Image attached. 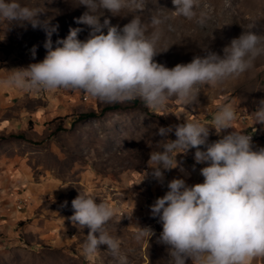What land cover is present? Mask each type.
<instances>
[{"label": "rangeland", "instance_id": "1", "mask_svg": "<svg viewBox=\"0 0 264 264\" xmlns=\"http://www.w3.org/2000/svg\"><path fill=\"white\" fill-rule=\"evenodd\" d=\"M18 2L39 8L43 12L41 20L50 19L51 25H59L51 38L53 50L70 28L82 29L78 34L81 41L88 38L91 28L76 23L89 12L81 0ZM198 2L197 12L204 10L210 16L204 26L196 19L175 16L172 0H144L139 16L149 34L154 30L148 23L151 15L169 18L160 25L154 62L172 69L209 51L223 58L224 49L249 25L264 34V0ZM95 14L103 15L101 23L107 17L112 25L123 27L138 13L126 8L116 17L103 9ZM45 41L42 28L0 19V81L14 69L42 62L47 55ZM34 46L35 58L31 51ZM5 92L7 104L0 109V125L7 126L0 134V264H119L106 245H101L92 257L84 254L89 229L69 219L74 214L71 202L79 192L116 209L105 228L119 241L128 264H170L169 246L160 241L162 224L158 217L153 218L151 205L168 191L167 183L174 178L184 179L189 186L203 183L200 169L207 165L196 164V150L190 149L177 155L179 166L165 172L163 186L151 177L144 179L142 173L151 171L149 154L161 150L165 142L156 134L158 128L185 121L210 125L218 107L231 102L237 118L233 129L221 135L234 130L252 137L253 150L264 148V124L251 116L264 101V56L237 78L202 86L192 104H182L173 97L161 110L147 107L139 97L106 102L83 90L9 87ZM132 100L138 105L132 106ZM114 105L119 108L104 111ZM91 113L93 117L80 118ZM209 133V143L220 138L214 128L209 127ZM168 139H176L174 131ZM21 197L28 198V202L16 210L15 203ZM133 224L150 227L155 234L137 240L129 227ZM257 259L264 264V257Z\"/></svg>", "mask_w": 264, "mask_h": 264}, {"label": "clouds", "instance_id": "2", "mask_svg": "<svg viewBox=\"0 0 264 264\" xmlns=\"http://www.w3.org/2000/svg\"><path fill=\"white\" fill-rule=\"evenodd\" d=\"M172 2L175 11L171 12L177 17L196 19L200 26L210 19L206 11L197 12L198 0ZM81 4L89 12L76 23L91 28L88 38L81 41L78 34L82 29L70 28L67 37L57 40L58 46L53 50L51 38L59 25H51L50 19L41 20L43 12L39 8L22 6L18 0H0V19L42 28L47 50L42 62L10 71L0 84L21 89L83 90L106 102L139 97L147 107L161 110L173 97L182 104H192L202 86H215L237 78L251 69L258 57L264 56V34L249 25L224 49L223 58L209 51L188 64L169 69L154 62L160 25L168 17L151 15L148 23L154 30L149 34L139 16L144 0H81ZM126 8L137 10L138 14L123 27L112 25L107 17L101 23L103 15L95 14L97 9H103L116 17ZM31 51L35 58V46ZM251 116L264 124V101ZM236 118L233 103L226 102L213 114L210 125L185 121L174 127L158 128L156 134L165 142L161 150L149 154L147 163L151 171L142 173L144 179L151 177L163 186L165 172L179 166L177 155L190 149L196 150V164L207 165L200 169L203 183L189 186L184 179L174 178L167 183L168 191L151 205L153 218L158 217L162 224L160 241L169 246L170 264L188 261L191 264H251L253 259L264 257V148L253 150L252 137L234 130L221 135L233 129ZM209 127L220 137L211 143ZM173 131L176 139L170 140L168 136ZM181 171L184 170L181 168ZM71 205L74 210L69 217L71 222L89 229L83 244L84 254L92 257L101 245H106L119 264H128L127 257L120 252L119 241L105 228L116 209L80 192ZM129 227L134 229L137 240L149 239L155 234L150 227L141 228L136 224Z\"/></svg>", "mask_w": 264, "mask_h": 264}, {"label": "crops", "instance_id": "3", "mask_svg": "<svg viewBox=\"0 0 264 264\" xmlns=\"http://www.w3.org/2000/svg\"><path fill=\"white\" fill-rule=\"evenodd\" d=\"M9 87H7V86H4L3 84H0V109L1 108H3V106L4 105H6L7 103L5 102V90H7ZM7 94H9V93H7ZM8 101V100H7ZM7 128V126H1L0 125V134L1 133H3L4 132V130ZM186 170V169H185ZM161 197H162V195H161ZM17 201H18V199H17ZM17 201H16V203H15V205L17 204ZM6 202H7V204L9 205V206H11V203H9L10 201H8V200H6ZM4 202H2V204H3ZM251 264H259V261H258V259L257 258H255V259H253L252 261H251Z\"/></svg>", "mask_w": 264, "mask_h": 264}, {"label": "trees", "instance_id": "4", "mask_svg": "<svg viewBox=\"0 0 264 264\" xmlns=\"http://www.w3.org/2000/svg\"><path fill=\"white\" fill-rule=\"evenodd\" d=\"M131 103H132V106H137L138 105V101L137 100H132ZM118 108H119V106L114 105L113 107H107L104 111H107V110H115V109H118ZM93 116H94V114L91 113V114H88V115H81L80 118L83 119V118H88V117H93ZM18 137L19 138H22L19 135H18Z\"/></svg>", "mask_w": 264, "mask_h": 264}, {"label": "built area", "instance_id": "5", "mask_svg": "<svg viewBox=\"0 0 264 264\" xmlns=\"http://www.w3.org/2000/svg\"><path fill=\"white\" fill-rule=\"evenodd\" d=\"M28 198L26 197H21L18 199L17 204L15 205L16 210L17 209H23L25 207V204H27Z\"/></svg>", "mask_w": 264, "mask_h": 264}]
</instances>
